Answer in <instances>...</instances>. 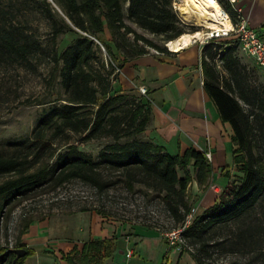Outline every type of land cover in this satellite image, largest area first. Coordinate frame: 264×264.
<instances>
[{"label":"trees","instance_id":"trees-1","mask_svg":"<svg viewBox=\"0 0 264 264\" xmlns=\"http://www.w3.org/2000/svg\"><path fill=\"white\" fill-rule=\"evenodd\" d=\"M55 1L60 11L48 0H0V61L32 67L34 60L48 57L54 65L53 79L59 78L64 88V95L50 101L29 138L0 147V225L10 221L16 205L32 191L78 182L99 198L108 197L118 185L156 192L174 222L171 229L179 227L194 206L190 185L196 180L200 187H208L212 162L195 148L171 154L141 137L152 120L150 100L129 102L128 92L114 90L111 84L124 61L149 52L146 44L168 51L137 32L127 19L166 42L187 32L174 9L175 0ZM35 12L49 22L50 49L31 30L30 15ZM68 32L76 36L60 51L58 39ZM131 33L134 40L128 37ZM218 57L228 73L223 78ZM203 71L221 118L233 126L235 164L243 175L231 197L222 193L219 201L197 211L184 236L198 264H215L216 252L243 254L249 256L245 264H264V90L250 82L234 46L207 44ZM74 138L79 143L72 142ZM93 140H106L97 156L80 147V142ZM104 208L83 205L80 210L107 214ZM19 247L28 252L16 264L34 254L24 242L15 246ZM8 249H0L4 254L0 264H13L16 254ZM115 249V238L93 239L82 250H73L68 260L107 264Z\"/></svg>","mask_w":264,"mask_h":264},{"label":"crops","instance_id":"crops-1","mask_svg":"<svg viewBox=\"0 0 264 264\" xmlns=\"http://www.w3.org/2000/svg\"><path fill=\"white\" fill-rule=\"evenodd\" d=\"M219 2L235 19L247 17L264 38V0ZM203 49L199 44H192L176 52L149 51L124 61L115 79L126 92L140 93V87L146 86L144 97L152 105V120L146 130L148 139L163 145L171 154H183L190 148L212 152L213 173L208 187H200L196 180L191 184L193 195H190L197 199L193 207L198 210L219 201L224 186L238 174L233 126L221 118L217 104L202 83L204 71L200 63ZM213 183L222 191L211 188ZM80 234L76 237L56 236L47 222L32 223L23 241L34 250V254L28 255L22 264H71L68 256L73 250H82L90 240L106 238L116 239L115 252L106 260L107 264L125 262L129 248L134 249L129 260L131 264H198L188 250L171 251L160 232L145 226L101 223L94 216L89 232H86L88 238H81Z\"/></svg>","mask_w":264,"mask_h":264},{"label":"rangeland","instance_id":"rangeland-1","mask_svg":"<svg viewBox=\"0 0 264 264\" xmlns=\"http://www.w3.org/2000/svg\"><path fill=\"white\" fill-rule=\"evenodd\" d=\"M48 1L60 11L55 0ZM178 2L181 3L182 0H178ZM178 13L186 24L185 29L187 32L201 30L202 25H205L204 22L196 18H187L181 11H178ZM30 18L31 30L49 48L51 44L49 22L37 12L30 15ZM127 22L140 34L159 45L166 46L171 51L167 46L168 42L164 41L161 36L139 27L128 19ZM107 32L108 36L111 37L110 32ZM75 36L76 33L74 32L62 34L58 39L59 50L62 51ZM128 37L134 40L133 33L129 34ZM139 43L144 44L142 40ZM210 44L220 45L223 48L236 47L242 64L247 67L250 82L264 90V70L253 57L242 50L238 40L221 38ZM199 45L204 48L206 46ZM145 46L149 51L158 50L147 44ZM101 48L103 57L107 59L105 47L101 45ZM222 64L221 59L218 57L217 66L223 78V76H228V73L223 69ZM54 71V65L48 57H43L42 60H34L32 67L20 63L0 61V147H8L14 142L29 138L39 119L51 106L50 101L64 95V88L60 83V79H53ZM114 77L112 75V88L120 90L121 87L113 79ZM128 94L131 96L128 99L129 102L134 101V98L142 99L144 97L141 92L136 91L128 92ZM141 137L148 138L146 132ZM77 140V138H74L72 142L79 143ZM105 143L106 140L80 142V147L97 156ZM64 148L62 146L58 151ZM191 172L195 175L193 167H191ZM180 174L183 175V171H180ZM242 175L238 170V174L234 175L232 180L224 186L223 196H232V192L239 184ZM189 191L190 193L193 192L192 185ZM192 195L191 201L195 203L197 199L195 196L192 198ZM223 196L221 195L219 198ZM83 205L94 206V208L104 206L109 212L98 214L96 211L91 210L82 211L80 208ZM94 216L98 217L101 223L122 222L131 224L133 227L145 226L156 229L162 237V232L158 228L170 230L174 224L164 209L161 197L156 192L146 193V190L142 187L130 190L125 185H118L111 190L108 197L99 198L94 190L78 182L64 185L56 190L45 186L32 191L27 198L21 200L14 208L8 223L3 220L0 225V249L15 248L19 242H24L25 233L34 222H47L53 235L56 236L76 237L81 233V238H88L86 232H89ZM213 258L215 264H245L249 256L216 252ZM76 260L79 262V258Z\"/></svg>","mask_w":264,"mask_h":264},{"label":"built area","instance_id":"built-area-1","mask_svg":"<svg viewBox=\"0 0 264 264\" xmlns=\"http://www.w3.org/2000/svg\"><path fill=\"white\" fill-rule=\"evenodd\" d=\"M173 6L177 12L180 11L179 9L180 3L178 2V0H175L173 2ZM227 17L231 21V27H227L223 25L221 26L220 30H216V29H210L207 26L202 25L201 30H204L205 37L203 39L194 38V42L192 44H201L202 46H205L221 38L236 39L239 41L242 50L251 57H253L257 62V64L264 70V38L262 37L260 32L251 26L249 19L245 16H238L237 19H233V17L228 13ZM155 51L157 53H160L159 50H155ZM171 51L176 52V50H172V49ZM200 67L203 69V51L201 55ZM118 70L119 69H117V71ZM202 83L204 84L205 81L203 80ZM140 92L143 95L147 94L146 86H141ZM206 154L209 159H212L211 151H207ZM210 186L211 188L215 189L218 192L222 191V189L214 183L211 184ZM197 211L198 208L193 207L186 221L177 228H173L170 230H162L161 228H158L162 232V235L166 240L171 251L192 250V248L188 246L186 242L184 232L188 228V226L193 223ZM133 255H134V249L129 248L126 252L127 260L125 262H116L115 264H131L129 260L133 257Z\"/></svg>","mask_w":264,"mask_h":264},{"label":"bare ground","instance_id":"bare-ground-1","mask_svg":"<svg viewBox=\"0 0 264 264\" xmlns=\"http://www.w3.org/2000/svg\"><path fill=\"white\" fill-rule=\"evenodd\" d=\"M179 9L187 18H196L210 29L220 30L223 25L231 27L228 13L218 0H182ZM204 37V30L185 32L178 38L168 41V46L172 50L181 51L192 45L194 38L203 39Z\"/></svg>","mask_w":264,"mask_h":264},{"label":"water","instance_id":"water-1","mask_svg":"<svg viewBox=\"0 0 264 264\" xmlns=\"http://www.w3.org/2000/svg\"><path fill=\"white\" fill-rule=\"evenodd\" d=\"M8 252H13V253L16 254V257L13 260V264H16L17 260L19 258L25 256L27 254L28 250L26 248L19 247V248H11V249L8 250ZM2 255H4V254H2ZM2 255H0V257Z\"/></svg>","mask_w":264,"mask_h":264}]
</instances>
